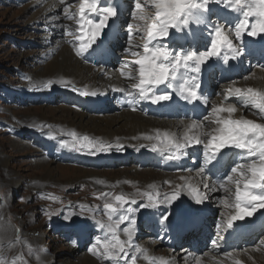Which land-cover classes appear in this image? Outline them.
<instances>
[{
  "label": "snow or ice",
  "instance_id": "1",
  "mask_svg": "<svg viewBox=\"0 0 264 264\" xmlns=\"http://www.w3.org/2000/svg\"><path fill=\"white\" fill-rule=\"evenodd\" d=\"M213 3L235 13V22L225 20L221 24L219 19L210 20V5ZM59 4L63 6V18L72 22L63 26L64 35L71 38L68 42L79 58H86L95 51L103 30L119 14L115 0H78L76 5L59 0ZM132 16L136 23L127 25L128 47L125 49L132 59H125L118 70L120 76L130 83L127 89L114 87L113 91L124 93L133 105V111L137 110L135 105L138 102L160 104L172 100L173 95L189 104L202 102L207 105L201 72L208 62L221 57L224 63L237 59L245 51V34L253 37L264 34V0H135ZM193 26L207 29V43L203 50L195 42ZM137 37L142 43L137 42ZM234 40L240 43L236 44ZM60 82L70 83L67 78ZM54 83L56 81L48 80L43 86L49 88ZM72 90L84 96L97 95L95 91H80L74 85ZM222 94L224 101L213 104L202 120L190 119L180 134L161 129H155L154 134H141L144 139L155 141L151 149L167 153L169 160H179L189 147L201 146L203 163L197 174L203 191L191 183L178 184L172 192L162 196L158 191L153 194L152 191L140 193L137 190L149 201L148 204L139 203L141 208L171 206L185 189L192 194L196 204L205 203L209 193L223 192L219 202L232 211L226 218L222 214L216 225L219 238H222V233L240 229L242 225L238 222L253 218L264 210V122L242 116L234 118L236 106L225 103L235 98L242 108L251 110L259 120H264V90L229 85ZM70 136L71 141H64V146L77 152L95 155L107 152L111 147L87 134L78 136L73 131ZM121 147L117 145V148ZM230 152L235 153L234 157H228ZM95 198L105 201L103 209L107 222L96 223L106 234L88 248L89 253L107 264H136L141 256L148 264H170L168 258L153 257L147 249L135 244L137 221L136 209L132 205L138 204L137 200L123 193L113 195L111 192L100 193ZM169 215H163L160 223L164 224ZM64 218L68 220L69 216ZM16 231L19 233L20 230ZM121 233L124 238H121ZM212 243L219 247L218 240ZM16 259L9 262L0 254V264H16Z\"/></svg>",
  "mask_w": 264,
  "mask_h": 264
},
{
  "label": "bare ground",
  "instance_id": "2",
  "mask_svg": "<svg viewBox=\"0 0 264 264\" xmlns=\"http://www.w3.org/2000/svg\"><path fill=\"white\" fill-rule=\"evenodd\" d=\"M42 5L43 14L52 16L56 13L57 15L54 19L59 17L58 13L55 12L59 8V5L55 2L52 0H46L43 1ZM210 8L211 13L215 15V18L211 19L212 21H217L219 19L221 24H224L225 20L232 21L233 23L235 22L236 14L230 12V10L224 8V6L221 8H215L216 10H214V7L210 5ZM119 14L121 13L119 12ZM119 14L116 18L109 21V26L104 29V33L100 37L98 44L95 46V51L90 52L86 58H79L75 56L73 45L68 42L71 39L70 37L68 40L66 38H62L63 43L60 42V40H55L52 43L51 39H47L48 41L45 39L46 51L44 54H47V59L49 57L51 58L44 66L37 67L33 72V75L34 77L36 76L39 83H45L47 80H53L59 84L54 83V86L49 87L48 90L44 89V87L43 90L38 87L34 88V86L28 87V85V88L25 89L27 96L35 97L38 94H50L52 90H59L57 93L61 95L62 88H68L74 85L80 91H95L97 93V95L94 96H84L79 93L81 104L85 105L87 108L100 107L102 104H106L108 107H111V110L105 109V113L99 114L91 113L85 111L84 109L72 110L64 107L63 105L51 109L50 112L49 109L41 107V113H30V116L32 114L34 116L29 118L28 115L26 116L28 118L24 117L25 119L23 118L21 122L24 120V123L29 122L34 123L35 125L36 123L50 122L54 125L70 129V132L75 131L77 135L87 134L91 138H99L105 145L111 146L109 151L99 152L95 155L88 154L86 151L77 152L70 147H65L63 142L66 140L59 136H55L54 132H50L51 130H48V132L42 131L43 135L41 137L44 141L48 144L53 142L52 147L49 146L46 148L45 146V148L40 150L42 156L47 160L49 159L58 162L60 160L59 158L66 157L77 162H88L92 164L91 166H95L97 163L105 165L115 164V160H119V162L131 161V164L134 163L137 167L129 166L114 170L113 172L102 173L86 170L84 167L91 166L81 165L80 167L83 168L64 167V171H62L59 170L60 165L44 160L38 153L33 164L37 167H41V169L38 171L39 175L35 176L33 179L36 181L35 186H44V184L40 183L38 180L47 183L62 182V180H65L71 185L84 184L91 186L96 190L108 189L116 190V193L119 194L126 193L125 195H129V197H135L138 204L139 202L148 204L149 201L145 196L138 198V194L132 192L135 189L141 190L142 192L152 191L153 194L158 191L162 196L164 193L172 192L178 184L191 183L194 186H200V190L203 191V187L200 184V177L197 174L203 163V148L201 146H191L186 150V154L181 159L169 160L167 159V153H161L151 149V144L155 143V141H148L144 139L141 134H154L155 129L168 130L177 134L182 133L184 125H186L190 119L198 118L202 120L204 116L208 115V112L213 104H220L224 101L222 93L229 85L239 88L254 87L264 90V34L254 37L245 34L243 39L245 51L241 57L237 59H230L228 63L223 62V57L220 59L213 58L208 62V65L201 72L202 90L203 94L207 97V105L202 102L189 104L173 95L172 100L162 102L160 104H152L149 101L138 102L135 105L137 110L133 111V105L128 102V98L124 95V93L113 91L114 87L128 88L130 82L125 78H122L118 70L121 68L122 62L125 59L131 60L132 57L122 55L119 57L120 60L118 64L111 62L106 65L104 60V57L107 58L109 56L108 50L110 48V40L115 39L114 35L116 32L121 34L126 29V26H124L121 30H119L114 25V22L119 21ZM56 24H58V22ZM201 28L195 27V42L197 46L203 50L204 45L207 43V38L201 39V37L207 32V29L204 27L202 29ZM49 33L54 35L56 31H49ZM60 38L61 37H59V39ZM234 43L239 44L240 42L234 40ZM229 55H231V53H229ZM102 56L104 57L102 58ZM245 56L247 58L244 60ZM99 61L100 63H98ZM251 66L254 70L246 78H244V80H242L243 82L239 81L250 72ZM215 68H217L215 78L218 79L217 76H220H218L219 80L215 81L217 82V85L215 86L217 89L212 92L213 94H211L207 91V88H211L209 86V75L214 72L213 70ZM210 72L212 73L210 74ZM62 78H67L70 83L67 85L61 83L60 80ZM58 86L60 88H58ZM32 90L33 92H30ZM225 103H231L236 106L237 111L234 113V118H240L242 116L246 119L254 120L251 116H255V114L251 110L242 108L235 98H231L225 101ZM110 104L114 106H111ZM242 112H245V115ZM246 114H248V116H246ZM255 117L258 116L256 115ZM258 120L259 118L257 121ZM258 122H262V120ZM29 131V133H26L25 131L24 133L30 134L32 132L35 134V137H39V134L36 131H32L31 129ZM12 143L17 150L21 149L25 145L19 141H13ZM117 145H121L123 147L117 148ZM74 152H77V154H74ZM227 155L228 157H234L235 153L230 152ZM188 157H190V159H188ZM142 162L149 164L157 163V165H160L164 171L153 172L149 169L139 170L138 167ZM190 162H192V164H190ZM75 166L78 167L77 165ZM68 170L71 173L70 176L60 174ZM207 174L211 175V173ZM180 177H187L188 179L181 180ZM126 179L130 180L135 187L133 185H129V187L125 186L123 181ZM162 180L169 181L171 183H165L167 186L164 187L162 185ZM15 181H18V176L16 175V172H12L8 175L6 184L8 186H12ZM112 185H116V187H113ZM149 185H153L154 187L149 188ZM222 195L223 192L209 193V199L207 201L210 200L212 203H218L219 197ZM179 197H185L188 199H183V201L176 200V202H173L171 206L165 204L157 208H141L138 204L132 205V207L136 209L135 218L137 221L134 236L135 244L137 243L140 247L147 249L153 257L158 258L163 255V257L170 260V264H236L237 261H240V264H264V243L261 242L264 241V237L261 238L258 244L253 243L247 247L245 249L247 250V254H245V250L235 248V246L239 243L236 240H254L256 238V232L258 231L257 229L250 228V230L242 232H239L241 229H238L232 231L231 233H222V238L218 237L216 227L213 228L212 231L211 229H202L196 224L193 228L187 227L183 229L182 226L186 223L183 221L191 219L190 216L193 217L195 215L194 213L200 214L198 211H202V216H205L202 218L204 228V225L206 226L209 221V213L206 211L210 208V206L207 201L203 204H196L192 194H190L186 189L181 192ZM213 211L216 212L218 217L221 218L222 214H224V217L226 218L227 215L231 214L232 210L225 208L221 203V207L219 205V210H217L218 212L215 211L214 208ZM165 212L170 213L169 219L164 224H161L160 218L165 215ZM66 215L68 216V213ZM64 217L60 219L58 227L60 224L69 222L70 224L77 226L76 230L79 231L80 229H90L91 227L95 228L96 230L95 235H93L92 244L98 237L103 238L106 234L105 231H102L96 223V221H103L102 216H94L93 218H89L85 221L78 216H69L68 220H65ZM244 222L245 221H240L238 223L241 224ZM4 226L5 225L0 224L1 239H3L8 232L7 227ZM143 226H146V231H142ZM210 230L214 235L213 239L218 240L219 247H215L212 243L213 241L208 239L212 248V250L208 251L203 249L205 248L203 246L207 242V232L209 233ZM142 232H146L145 236L138 238V235ZM186 236H189L190 240L185 243L184 246L179 247L182 240L185 241ZM260 236L257 238L260 239ZM143 238H145L146 241L149 240L153 242H137L142 241ZM35 241L40 242V239L35 238ZM11 243L10 245H12ZM159 243L165 245V248L163 249L164 254H162V251L159 252V250L155 249V245ZM73 244H69L68 247L75 249L76 251L85 252L91 257L84 253H78L77 255H72V258L71 255H69L70 258L69 256L65 257L59 263L107 264V262L102 261L101 259L99 260L96 256L89 253L88 250H81V246L79 245L80 241L77 243V247ZM223 257L227 258L225 259ZM54 261L56 263L58 262L54 255H44L40 264H52ZM137 263L148 264L142 256L137 259Z\"/></svg>",
  "mask_w": 264,
  "mask_h": 264
},
{
  "label": "rangeland",
  "instance_id": "3",
  "mask_svg": "<svg viewBox=\"0 0 264 264\" xmlns=\"http://www.w3.org/2000/svg\"><path fill=\"white\" fill-rule=\"evenodd\" d=\"M43 1L46 0H0V224L5 225L4 227H7L8 229L5 237H3V239L0 238V254L6 257L9 262L14 258H17L16 264H40L44 255H54L58 262L56 263L54 261L52 264H61L59 262L69 255H71V258L72 255H77L78 253L88 255L85 252L76 251L68 246L69 244L74 243L73 245L77 247V243L80 241L79 245L81 246V250H88L92 244L93 235H95L96 229L91 227L90 229H80L79 231L76 230L77 226L72 225L69 222L60 224L58 227L60 219L68 213V216H78L84 221L93 218L94 216H102L103 222H107V216L103 209L105 201L95 197L106 191H110L113 195L119 194L116 193V190H96L91 186L84 184L71 185L65 180H62V182L47 183L37 179L40 183L44 184V186H35L36 181L33 179L35 176L39 175L38 171L41 167H37L33 164L34 159L39 153L41 158L47 160L42 156L40 150L45 148V146L47 148L49 146L52 147L53 145V142L48 144L44 141L41 137L43 135L42 131L48 132V130H51L50 132H54L55 136H59L67 141L71 140V132L70 129L54 125L50 122L36 123L35 125L34 123L29 122L24 123V120L21 122L22 119L24 117L32 118L34 115L32 114L30 116V113H41V107L49 109L50 112L51 109L63 105L72 110L84 109L85 111L99 114L105 113V109L111 110V107H108L106 104H102L100 107L87 108L80 102V92L73 91L72 86L68 88L63 86L64 88H62L61 95L57 93L59 90H52L50 94H38L35 97L27 96V93H25V89L30 86H34V88H42L43 90L44 83H39L36 76L34 77L33 72L37 67L44 66L51 58L49 57L47 59V54H44L46 51L45 39L46 41H48L47 39H51L52 43L55 40H60V42L63 43L62 38H66L67 40L69 38L64 35L63 26L72 24L71 21L63 18V6L59 4V0H52L59 5V8L55 11L58 13V20L56 18L54 19L57 15L56 13L52 16L42 13ZM134 2L135 0H115V5L121 14H119V21L117 20L118 22H114V25L119 30L124 26H126V29L121 34L116 32L114 35L115 39L110 40V48L108 50L109 56L107 58L102 56V58L104 57L106 65L111 62L118 64L120 60L119 57L127 55L125 53V49L128 47L127 25L129 23H136L132 16ZM67 3L76 5L78 4V0H67ZM211 6L214 7V10H216L215 8L223 7V5H217L215 3L211 4ZM214 16L215 15L211 13L209 19H214ZM56 21L59 25L56 24ZM193 30L196 32L195 26H193ZM49 31H56V35H51ZM58 36L61 38L59 39ZM204 38H206V33L201 37V39ZM137 42L142 43V41H139L138 37ZM246 58L247 57L245 56L244 60ZM98 63H100V61ZM250 69V72L239 81L244 80V78L254 70L252 66ZM213 71L214 72H210V74H212L209 75V86L211 88H207V91L211 94L217 89L215 88L217 85V82L215 81L219 80L218 76H220L218 75V79H216L215 72H217V68ZM53 86L54 84L52 87ZM58 88L60 87L58 86ZM44 89L48 90V88L45 87ZM30 92H33V90ZM242 113L245 115V112ZM246 116H248V114H246ZM255 116L251 117L254 121H257L258 117ZM262 122H264V120H262ZM30 129L36 131L39 134V137H35V134L32 132L30 134L24 133V131L29 133ZM78 136H81V134ZM13 141H19L25 145L17 150L12 143ZM74 154H77V152H74ZM59 159L58 162L49 159L47 161L60 165L59 170L62 171H64V167L83 168L80 166L92 165L88 162H77L66 157H61ZM188 159H190V157H188ZM190 164H192V162H190ZM129 166L136 165L134 163L131 164V161L119 162V160H115V164L105 165L97 163L95 166L84 167V169L107 173ZM138 169H149L153 172L164 171V169L160 165H157V163L149 164L142 162ZM12 172H16L18 181H15L12 186H8L6 184V179ZM60 174L65 176L71 175L69 170ZM162 181V185L164 187L167 186L165 180ZM128 182H130V180L126 179L123 181V184L127 187H129V185L134 186V184ZM112 186L116 187V185ZM137 190L138 189H135L132 192L138 194ZM139 192L143 193L141 190H139ZM142 197L143 195L138 194V198ZM130 198L136 199L131 196ZM183 199L188 198L178 197L177 200L183 201ZM175 202L176 201H174V203ZM207 202H209L210 208L206 211L209 213V221L206 226L204 225L203 228L202 218L205 217L202 216L203 212L198 211L200 214L194 213L195 215L193 217L190 216L191 219L183 221L186 222L182 226L183 229L187 227L193 228L194 225L197 224L202 229H211L213 231V228L216 227L218 221L221 220L216 212L213 211V208L215 211L219 210V205L221 207V203L218 201V203L214 202L216 203L214 204L210 200ZM166 213L167 212H165V214ZM241 225L242 227L239 232L250 230V228L258 230L256 232V238L254 237L255 239L252 241L236 240L239 243L235 248L245 250L253 243L258 244L261 238L264 237V210H260L253 218L247 219L244 223H241ZM145 227L146 226L142 227V231H146ZM16 229L20 230L19 233H17ZM211 230L209 233L207 232V242L203 246L205 247L203 249L208 251L212 250L209 242L214 240V235L211 233ZM145 234L146 232H142L138 235V238L145 236ZM17 236H19V239H17ZM259 236L260 239L257 238ZM35 238H39L40 242H36ZM121 238H124L123 233H121ZM185 238V241L182 240L179 247L184 246V244L190 240L189 236H186ZM208 239H210V241ZM137 242L145 243L153 241H146V239L143 238L142 241ZM10 243L12 245H10ZM136 245L138 244L136 243ZM164 248L165 245L162 243L155 245V249L159 250V252L162 251V254H164ZM223 258L226 259L227 257ZM136 264L138 263L136 262Z\"/></svg>",
  "mask_w": 264,
  "mask_h": 264
}]
</instances>
